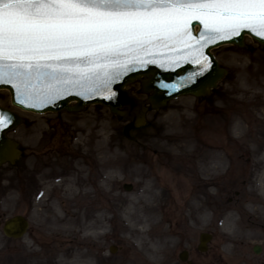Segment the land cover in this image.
Returning a JSON list of instances; mask_svg holds the SVG:
<instances>
[{
    "label": "rangeland",
    "instance_id": "1",
    "mask_svg": "<svg viewBox=\"0 0 264 264\" xmlns=\"http://www.w3.org/2000/svg\"><path fill=\"white\" fill-rule=\"evenodd\" d=\"M245 43L246 49L224 45L212 51L228 73L210 96L180 97L158 111L148 112V125L132 131L133 140L125 138L124 123L106 107L93 105L80 113L38 115L12 107L9 94L1 90L0 104L19 113L24 122L9 134L19 142L23 158L15 166L4 165L0 169V218L24 214L30 221V228L18 241L7 240L0 232V264L45 262L48 257L53 259L55 246L63 248L71 241L68 237L58 241L59 233L51 225L56 214H67L68 203L58 201V210L52 207L51 211L37 205V200L34 202L40 187L35 180L38 170L58 172L60 179H68L74 172L95 182L89 186L90 195L107 214V220L100 229L98 253L102 258L95 259L93 264H121L130 255L127 245L135 239L120 229L125 228L123 210L132 202L147 200L146 191L151 185H156L161 193L157 201L161 210L158 221L164 232L171 234L169 259L173 264H180L177 255L181 250L189 252L191 264L228 262L229 252L223 251L225 244L220 223L223 210L233 205L242 210L236 212V218L254 225L241 246L244 250L242 264H264L263 200L253 202L263 209L258 215L246 208L252 205L248 197L258 193V184L264 189V142L261 146L255 142L257 138L261 141L264 134V127L257 128L264 112L257 114L253 104L248 103L251 94L258 95L256 102L264 101V47L259 48L249 38ZM129 89L137 94L138 84L134 83ZM243 91L246 94L241 95ZM137 96L144 98L140 94ZM234 116L244 121L240 124L242 130L228 122ZM57 135L62 144L58 147L55 146L58 140L54 139ZM215 149L226 158L223 174L214 177L212 170L199 175L195 171L198 153L209 158L213 152L217 153ZM208 162V167L214 165L209 159ZM189 165H193V172L183 176L185 170L182 172L181 166L186 169ZM107 174L114 177L109 189L115 205L103 190ZM208 178L212 184L206 183ZM125 183L132 185L131 191H124L122 185ZM96 185L99 190L93 192ZM64 186L62 184L61 189ZM201 187L203 196L208 195L209 207L202 221L194 225L186 214L187 204ZM216 192L214 197L208 194ZM187 224L194 226L189 233H186ZM204 231L212 234V240L208 252L199 257L195 249L198 236ZM255 244L262 248L259 255L252 252ZM111 246L116 249L115 253L109 252ZM23 254L24 260H18ZM141 255L145 256L143 252ZM65 260L67 262V257L62 258V262Z\"/></svg>",
    "mask_w": 264,
    "mask_h": 264
},
{
    "label": "snow or ice",
    "instance_id": "2",
    "mask_svg": "<svg viewBox=\"0 0 264 264\" xmlns=\"http://www.w3.org/2000/svg\"><path fill=\"white\" fill-rule=\"evenodd\" d=\"M244 32L264 40V0H0V84L30 107L73 88L111 92L162 49L200 66L183 78L195 83L211 65L204 48Z\"/></svg>",
    "mask_w": 264,
    "mask_h": 264
},
{
    "label": "bare ground",
    "instance_id": "3",
    "mask_svg": "<svg viewBox=\"0 0 264 264\" xmlns=\"http://www.w3.org/2000/svg\"><path fill=\"white\" fill-rule=\"evenodd\" d=\"M240 94L244 95L246 92L243 91L240 92ZM257 97V94H251L248 103L253 104L252 108L257 114H262L264 112V101L259 100L256 102L255 99ZM228 122L236 126L237 130H242L240 124H243L244 121L241 117L234 116L229 119ZM257 125V128L264 127V117L259 118V123ZM255 142L257 146H261L263 139L261 138V141H259L257 138ZM76 144L75 142V145ZM182 150H184V148H182ZM208 159L213 161V166L208 167ZM224 165H226V158L220 151H217V153L213 152L209 158L200 154L197 158L195 171H197L199 175H204L214 170V177L221 176L223 174L222 168ZM184 170V175L186 177L191 175V172H193V165H189L186 169L184 168ZM35 174L36 184L40 186L39 192L35 196L37 205L41 207L48 206L46 208L52 211V207L58 210V201L68 203L69 209L67 214L64 216L56 214L52 218L53 221H51V225L54 226V231L59 233L57 235L59 238L57 239L58 241L62 239L61 237H68L71 239L70 242L67 241L69 243L67 246L63 248L55 246L53 248L54 263L53 259L50 257L46 258L45 262L38 260L35 263L64 264L66 260L62 262V258L66 259L67 257V262L65 264H93L95 259L102 258L98 253L101 248L99 245V239L101 237L100 229L104 227L107 214L101 211V207L95 203L94 196L90 195L91 188H89V186L92 187V184H95V182L85 178L83 174L79 175L74 172L70 173L68 179H60L58 172L54 173L49 170H40ZM105 180L106 188H103L104 193L110 195L109 198L112 204L115 205L112 190L109 189L111 188L109 185L113 183L114 177L107 174ZM211 182L210 178L206 179L207 184H212ZM258 182L260 183V179H258ZM62 184L65 185L63 189H61ZM96 190H99V185H96V189L94 186L93 192H96ZM182 191L184 190L182 189ZM146 193H148L147 200L136 203L132 202L123 210L125 228L121 227L120 229L135 240L128 243L127 247L130 248V255L126 256L121 264H173L168 257L171 252H169L171 234L169 233L170 235H168L164 232L160 227V221H158L161 210L157 207V201L160 199L161 193L157 191L156 185H151ZM198 194H203L202 187L197 191L195 197H191L190 200H188L186 211L187 216L194 225L196 222L199 224L208 211L205 201L201 200V196ZM208 194L210 195V193ZM44 197H46L47 200H45ZM261 199L264 205V189L258 184V193L256 195L249 194L248 201H250L252 205L246 206V208L255 215H258L263 209L254 205L253 202L258 201L261 203ZM48 202H50L49 205L47 204ZM233 206H228L223 210L221 223L224 236L223 242L225 244L223 251L229 252V260L226 263L223 261L224 264L243 263L244 258L241 255V246L244 244L247 234L251 232L254 226L247 220L243 221L236 218V212L238 210L242 212V210L237 205ZM193 224H187L185 226L187 229L186 233L191 231V228L194 227ZM229 245H231V248H229ZM142 252L145 256L141 255ZM23 256L24 254L21 258H18V260L22 258L24 260ZM14 259L15 258L11 261ZM180 264H187V262L180 261Z\"/></svg>",
    "mask_w": 264,
    "mask_h": 264
},
{
    "label": "water",
    "instance_id": "4",
    "mask_svg": "<svg viewBox=\"0 0 264 264\" xmlns=\"http://www.w3.org/2000/svg\"><path fill=\"white\" fill-rule=\"evenodd\" d=\"M193 24H198V22L193 21ZM199 28H202V26H199ZM244 33H241L240 36L233 39L219 41L204 48V54L211 60V65L203 76H197L195 78V83H191L183 78L188 77L194 72L199 73L201 71L200 66L195 62H181L177 65L171 59L173 50L162 49L157 52L156 64H148L147 66L138 65L137 70L122 76L119 82L112 84L110 86L111 92L101 87L100 91L88 94L82 92L78 88H73L70 94L66 92L61 96L55 97L53 101L46 102L37 107H30L20 102L24 97L20 96L11 85L0 84V88H7L11 94L12 104L22 109L35 112H44L48 110L60 111L62 109L67 111H78L82 109L84 105L101 103L102 105L108 106L112 112L116 113L120 120H130L132 126H138L144 124V113L146 111L144 104L147 102L150 103L152 108H159L165 105L169 99L182 94H191L194 96L208 95L210 88L215 87L216 82L225 74L223 69L218 68L216 62L209 53V49L223 42H230L242 46ZM193 35H196V33L193 32ZM251 36L261 45L264 44V40L252 34ZM161 63L164 64L163 67L159 66ZM141 76H149L148 79L141 81L142 92L147 94L152 93L145 102L138 101L131 96L127 90L123 89L126 84L132 83ZM112 93H114V95ZM71 100L76 101L74 106H69L68 103ZM120 107L126 108L127 110L118 111L117 109ZM0 114H4L5 118L11 117L7 122L0 124L1 165L6 161L12 163L19 155V151L16 148L17 144L7 138L6 133L19 125L22 119L15 113L1 107ZM15 221H17V219Z\"/></svg>",
    "mask_w": 264,
    "mask_h": 264
}]
</instances>
